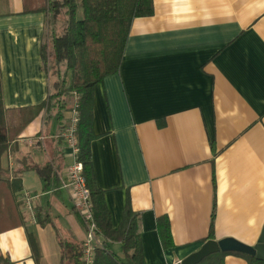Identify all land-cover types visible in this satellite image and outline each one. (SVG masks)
Returning <instances> with one entry per match:
<instances>
[{
    "label": "crops",
    "instance_id": "crops-1",
    "mask_svg": "<svg viewBox=\"0 0 264 264\" xmlns=\"http://www.w3.org/2000/svg\"><path fill=\"white\" fill-rule=\"evenodd\" d=\"M47 20L26 13L24 0H0L10 128L50 93L41 56ZM70 117L42 112L2 156L10 177L23 158L53 163L58 177L46 184L31 171L20 176L22 192L37 197L35 219L21 207L23 222L10 215L12 223H0V264H73L61 262L60 240H85V223L61 188L73 158L57 139ZM89 154L109 230L122 227L127 211L137 214L144 264H176L210 240L256 245L264 228V0H154V15L132 22L118 73L94 87ZM160 220L169 222L167 246ZM105 239L125 261L123 243ZM224 264L250 263L230 254Z\"/></svg>",
    "mask_w": 264,
    "mask_h": 264
},
{
    "label": "trees",
    "instance_id": "trees-1",
    "mask_svg": "<svg viewBox=\"0 0 264 264\" xmlns=\"http://www.w3.org/2000/svg\"><path fill=\"white\" fill-rule=\"evenodd\" d=\"M24 2L26 13L42 12L48 19V34L41 47V56L44 72L48 79L52 73L55 81L53 84L50 83L47 100L37 107L23 110L21 126L10 128L6 123L0 73V223H12L10 215L23 222L22 214H19L22 207L20 176L23 173L34 172L46 184L56 181L58 177L53 163L44 166L28 165L25 158L22 160L21 168L10 177L2 170L3 154L13 145L22 129L42 112L54 111L58 115L71 113L77 100L78 161L84 168L83 175L90 191L94 218L105 237L123 243L126 255L125 261L119 260L106 249L105 243H102L95 250L93 264H144L137 214L127 211L122 227L109 230L111 227L107 223L99 192L92 182L89 143L94 87L102 83L106 77L118 73L132 22L137 18L153 16L154 0H24ZM60 17L64 20L62 27L58 25ZM64 129L65 127H62L61 131ZM57 140L61 141L63 138L58 137ZM159 228L164 244L169 245L168 220L165 222L160 220ZM3 229L5 228H0ZM27 236L33 256L36 262H39L41 251L37 238L29 232ZM211 238L213 228L210 229L209 239ZM59 245L62 263L69 260L73 264H83L82 244L60 240ZM230 254L245 258L250 264H264L254 257L235 253H217L200 264H224L225 257Z\"/></svg>",
    "mask_w": 264,
    "mask_h": 264
},
{
    "label": "built area",
    "instance_id": "built-area-1",
    "mask_svg": "<svg viewBox=\"0 0 264 264\" xmlns=\"http://www.w3.org/2000/svg\"><path fill=\"white\" fill-rule=\"evenodd\" d=\"M77 123V100H75L69 124L60 135L70 149L73 158V163L65 171L64 179H61V188L70 194L74 209L80 214L85 223L86 234L85 240L82 243L83 264H93L95 250L105 240L102 238L94 218L90 191L86 186L83 175V165L78 161L79 146L76 137ZM36 198L35 195L28 192H22L20 196L22 210L25 214L30 216L31 220L35 219L34 203Z\"/></svg>",
    "mask_w": 264,
    "mask_h": 264
},
{
    "label": "water",
    "instance_id": "water-1",
    "mask_svg": "<svg viewBox=\"0 0 264 264\" xmlns=\"http://www.w3.org/2000/svg\"><path fill=\"white\" fill-rule=\"evenodd\" d=\"M217 253H235L254 257L257 261L264 263V228L258 243L248 246L234 239H223L220 241H207L201 249L185 260L176 264H200L206 258Z\"/></svg>",
    "mask_w": 264,
    "mask_h": 264
},
{
    "label": "rangeland",
    "instance_id": "rangeland-1",
    "mask_svg": "<svg viewBox=\"0 0 264 264\" xmlns=\"http://www.w3.org/2000/svg\"><path fill=\"white\" fill-rule=\"evenodd\" d=\"M79 17L81 18V13L79 14ZM63 23H64V20H63L62 17H60V19H59V21H58V25H59V27H62ZM62 72H64V69H63V68H62ZM49 80H50V83H52V84H53V82L55 81V77L52 76V73H50V78H49ZM70 103H71V102H70Z\"/></svg>",
    "mask_w": 264,
    "mask_h": 264
}]
</instances>
